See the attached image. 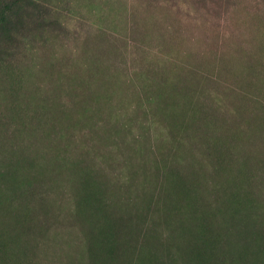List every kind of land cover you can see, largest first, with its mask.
<instances>
[{
  "label": "rangeland",
  "instance_id": "rangeland-1",
  "mask_svg": "<svg viewBox=\"0 0 264 264\" xmlns=\"http://www.w3.org/2000/svg\"><path fill=\"white\" fill-rule=\"evenodd\" d=\"M188 4L0 0V264H264V0Z\"/></svg>",
  "mask_w": 264,
  "mask_h": 264
},
{
  "label": "trees",
  "instance_id": "trees-1",
  "mask_svg": "<svg viewBox=\"0 0 264 264\" xmlns=\"http://www.w3.org/2000/svg\"><path fill=\"white\" fill-rule=\"evenodd\" d=\"M188 2V6L190 7L191 4L195 5V7L198 9H214L215 11H219L220 9H223L225 6L229 5L228 0H185ZM227 8V7H226ZM11 15H18L17 10L13 9V11H10ZM5 10L0 11V37H3L6 35V32L8 31V24L5 20ZM2 16V18H1ZM10 17V16H9ZM6 26V27H5ZM3 38H0V43ZM1 49V47H0Z\"/></svg>",
  "mask_w": 264,
  "mask_h": 264
}]
</instances>
